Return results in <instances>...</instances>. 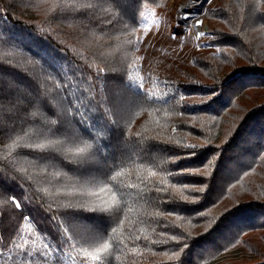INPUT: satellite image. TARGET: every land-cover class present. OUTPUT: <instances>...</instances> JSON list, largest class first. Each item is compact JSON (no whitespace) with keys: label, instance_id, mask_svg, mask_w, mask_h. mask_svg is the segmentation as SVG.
<instances>
[{"label":"trees","instance_id":"trees-1","mask_svg":"<svg viewBox=\"0 0 264 264\" xmlns=\"http://www.w3.org/2000/svg\"><path fill=\"white\" fill-rule=\"evenodd\" d=\"M83 2L0 0V264H81L82 248L106 242L109 253L84 264H264V0H217L202 25L219 53L157 71L142 89L131 78L144 10H166L172 0H104L90 10ZM37 120L69 122L83 142L67 147L85 153L72 162L14 147L65 139ZM164 169L194 174L176 181ZM117 171L124 175L110 181ZM162 180L205 191H184L195 203L162 193L159 208L137 197ZM116 183L137 186L127 189L119 220L100 214ZM155 212L177 228L161 237ZM69 215L94 226L95 240L73 249L80 236ZM181 231L178 245L152 243ZM22 238L30 259L18 254ZM173 252L179 261L168 259Z\"/></svg>","mask_w":264,"mask_h":264},{"label":"snow or ice","instance_id":"snow-or-ice-1","mask_svg":"<svg viewBox=\"0 0 264 264\" xmlns=\"http://www.w3.org/2000/svg\"><path fill=\"white\" fill-rule=\"evenodd\" d=\"M104 0H84L83 3L80 4V8L85 9V10H90V9H95L98 7H102ZM208 3H211V0H207ZM64 7H73L75 8L76 5H64ZM111 23V21L109 22ZM203 21L198 22V26L202 25ZM204 33L200 32V37H203ZM143 83H140L137 85L138 89H142ZM146 94V93H145ZM79 99V98H77ZM184 98L181 97V100ZM72 102L69 101V105H71ZM113 107L105 109L104 111L107 113L109 111H113V108H116L119 106L118 101L112 102ZM51 107V106H50ZM41 108H43V103H41ZM55 114V113H53ZM115 115L116 113L113 112ZM36 123L41 124V127H44L48 130L49 135L51 136H62L65 139L60 140V139H46V142L40 143V142H33V143H26V144H20L19 142H14V147L17 149L22 150L23 148H28V149H34V150H39L41 153H49V154H55V155H60L63 158H68L72 162H77V160L82 156V154L85 153L86 148L85 147H77L75 151H73L72 148L67 147L68 142L75 143L77 141L83 142L81 134L76 131L75 129L71 128L69 126V122L65 121H48V120H37ZM118 121H112V124H116ZM49 124H55L57 125L55 128H48ZM39 135L43 136L44 132H40ZM95 139V137H93ZM88 148L91 147V145H87ZM197 146L195 144H187L184 145V149L188 150H194ZM68 152L71 153L70 157H64V153ZM20 152H17V155H19ZM180 157L177 158L175 161H171L172 165L175 166L178 163V160ZM211 163V162H210ZM21 171H26V169H21ZM164 171L167 173V176L170 177L173 180L180 181L182 177L185 175H192L194 173H187L184 171H171L169 169H164ZM205 175H210V173H204ZM124 173L117 171L115 175L110 176V181L116 182L118 177L123 176ZM150 177H156L157 172L155 171H150L149 172ZM167 180H162L160 182V186H153L152 188L149 189L148 192L145 193H136L137 197L139 199H144L154 205V207L159 208L162 203H164L165 197L163 194L168 195V201L171 203L177 202V200L181 202H186V203H195L196 201L192 199L191 196L189 195H184V191H190L193 194L201 193L205 191L204 188H192L188 189L187 185H185L183 188H176L174 185H169L168 187H163V184H166ZM137 186L135 184H128V185H122L119 183L115 184V190L112 192V200L111 203L108 205L107 208L101 209L100 214L101 215H109V218L112 216H115L117 220H119L120 213L123 211V203L126 199V197L130 194L127 189L132 188L135 189ZM111 190V189H110ZM47 191V190H45ZM103 191V189H102ZM119 193V196L117 195ZM11 202L14 205L15 209H19L22 207L21 202L17 201L16 198H11ZM68 208L73 209L75 211L77 208L83 209V205L79 206H73V205H68L66 206ZM93 212H96V209L92 210ZM6 212V209L0 208V216H3ZM150 215L155 216V217H161V219L155 220L154 222L157 224L158 227L162 226V230L160 231V236L163 237L165 233L169 231H173L177 228V224H169L167 222V218L163 217V213L161 212H155L151 213ZM171 215V214H169ZM184 217L181 216H176V221H181L183 220ZM69 225V228H71L76 235L80 236V240L77 241L76 243H72L71 247L75 249L77 247V244H88L95 240L96 235L98 230L93 227L90 228H82L80 226L81 222L77 221L75 218H73L71 215H69L67 221ZM179 227H182L180 225ZM69 228L64 229V233L66 234V239L68 241L72 240L71 235H67L69 232ZM153 232H156L157 229L153 228ZM135 239H139V237H136ZM147 239V237H145ZM181 239H186L185 233L184 232H178V234L171 235L167 237L166 239H161L157 241H152L153 244L157 243H162V244H169L171 242H175L177 245L179 244ZM187 245H185L186 247ZM18 254L23 255L24 257L27 258H32L34 253L31 251H28V249L31 247V244L29 243V240L23 239L22 242L16 245ZM113 247V245L110 242H106L101 244L99 247L95 248L93 251H88L87 248H82L81 251L83 252V257L84 259L81 261V264H84V260L90 259L91 261H100L102 256L101 254H107L109 253V250ZM183 251V248H181V252ZM37 255H41L39 253H36ZM47 256V252H44L42 254V258ZM169 260H175L179 261L180 260V252H173L171 256L168 257Z\"/></svg>","mask_w":264,"mask_h":264},{"label":"rangeland","instance_id":"rangeland-1","mask_svg":"<svg viewBox=\"0 0 264 264\" xmlns=\"http://www.w3.org/2000/svg\"><path fill=\"white\" fill-rule=\"evenodd\" d=\"M175 1L172 0L166 10H144L138 33L137 62L131 78V84L136 88L140 83L144 86L149 76H154L157 71L189 62L201 53H219L210 42L212 35L207 25L198 26L207 11L216 6L217 0L206 10L182 20L173 12ZM200 32L204 33L203 37Z\"/></svg>","mask_w":264,"mask_h":264},{"label":"bare ground","instance_id":"bare-ground-1","mask_svg":"<svg viewBox=\"0 0 264 264\" xmlns=\"http://www.w3.org/2000/svg\"><path fill=\"white\" fill-rule=\"evenodd\" d=\"M215 0L208 3L207 0H176L174 2L173 12L178 15V18L188 19L199 12L206 10L208 5L212 4Z\"/></svg>","mask_w":264,"mask_h":264}]
</instances>
